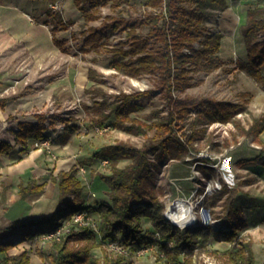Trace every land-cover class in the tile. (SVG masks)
Wrapping results in <instances>:
<instances>
[{
    "label": "rangeland",
    "instance_id": "1",
    "mask_svg": "<svg viewBox=\"0 0 264 264\" xmlns=\"http://www.w3.org/2000/svg\"><path fill=\"white\" fill-rule=\"evenodd\" d=\"M148 1L103 0L91 7L87 0H79L78 4L75 0H0V97L12 99L14 105L18 100L20 103L25 100L21 103L24 109L17 114L33 121L35 113L46 112L44 132L48 145L39 147L32 142L28 150H40L41 154L50 158L53 166L46 173L48 182L53 181V174L60 170L73 166L77 169L76 176L83 186L81 199L84 205L90 207L83 211L94 225L72 228L80 230L84 227L93 232L90 240L70 243L72 248L89 244L91 254L100 260L104 256L116 260L118 255L123 254L132 258L131 264L142 256L144 259L155 257L161 264H170L156 244L133 250L123 243L100 239V216L92 211L97 202H110L109 189L98 174L111 173L114 164L121 167L131 162L128 158L113 162L101 160L93 157L94 151L103 145L118 142L140 148L149 143L153 134V130H148L147 135H136L112 127L114 114L108 119L102 118L121 101L122 93L143 90L153 92L150 96L131 101L130 105L125 104V110L131 108L128 112L130 117L152 123L164 120L168 110L155 86V74L132 76L124 69L123 64L135 58V55L125 56L121 52L130 44L128 29L120 27L94 47L86 45L84 39L89 26H99L109 21L110 17L120 16L134 23L159 10ZM228 1L235 6L242 1L243 10L255 5L254 1L248 0ZM85 11L93 12L95 19L87 21ZM219 13L214 11L206 20V31L220 32L217 25ZM56 14H60L65 24L55 31L62 50L51 38ZM148 29L147 24L136 27L137 33L142 36L147 34ZM238 32L231 36L222 35L216 53L218 66L211 71H190L188 75L192 86L183 92L176 91V94L196 100L211 98L233 103L242 110L227 121L215 120L194 126L192 123L197 115L191 110L177 131L187 142V152L161 161L154 179L159 188L161 215L170 223L173 222L168 217V211L178 212L179 207L175 208V204L183 202L193 205L191 214L196 221L195 225L187 228H226L235 232L236 236L231 240L209 234L187 256L191 264H233L228 260L227 251L234 244L247 245L255 263H264V165L240 163L260 153L264 147V130L259 135L260 144L252 136L241 135L236 126V121H240L247 128L254 119L264 118V83L239 65L240 61L247 60V56ZM261 72L264 75V65ZM66 123L76 126V130L65 133ZM192 134L193 140H188ZM0 136L9 138L3 134ZM149 158L154 159L152 153ZM46 192L50 196V190ZM59 199L57 187L51 199L36 202L35 208L41 213L51 214ZM2 200L0 193V205L4 204ZM72 214L60 226H70ZM141 221L143 233L155 238L157 231L149 218H142ZM67 230L58 238L51 239L59 240ZM23 233L16 235L13 245L25 241L29 264H40L39 252L51 246V239H43L39 234L33 237L26 234L24 237ZM109 243L121 250L112 249Z\"/></svg>",
    "mask_w": 264,
    "mask_h": 264
},
{
    "label": "trees",
    "instance_id": "2",
    "mask_svg": "<svg viewBox=\"0 0 264 264\" xmlns=\"http://www.w3.org/2000/svg\"><path fill=\"white\" fill-rule=\"evenodd\" d=\"M78 4L79 0H75ZM90 6H96L103 0H87ZM258 1V0H257ZM259 0L246 10V20L240 28L241 38L245 45L246 61L239 65L252 77L264 83L261 67L264 65V4ZM151 6L158 7L139 22L130 23L123 17H110L109 21L99 26H89L84 39L86 45L96 46L101 40L113 34L120 27L128 29L129 47L121 50L122 55H135L134 60L123 64L125 71L132 76L155 74V86L160 91L168 112L164 120L147 123L128 115L131 108L125 110V104L150 96L153 90H143L133 93H122L121 101L112 107L103 120L111 114L115 115L112 127L123 129L136 135H147L153 130L149 143L142 147H134L127 143L106 144L94 151L93 157L101 160L116 161L121 158L131 160L125 166L112 165L111 173H99L109 189L110 202H97L92 211L100 216L99 236L108 242H120L133 250L156 244L170 264H191L188 255L197 243L204 241L209 234L228 239L234 238L235 232L230 229L211 230L203 227L180 229L161 215V204L158 196V186L155 185V175L161 161L179 157L186 153L187 142L178 135L181 121L194 110L195 124L209 123L215 120L227 121L242 108L233 103L217 101L211 98L194 99L190 96L181 97L176 91L183 92L191 87L193 82L188 75L190 71H211L218 66L216 53L219 51L222 33L209 32L205 22L214 11H222L227 7V0H149ZM87 21L95 19L93 12H84ZM56 24L52 28V42L61 49V42L56 38L58 26L64 27L60 14L55 15ZM139 24L149 26L146 35L137 33ZM195 43L198 45L195 46ZM63 49V48H62ZM61 49V50H62ZM5 98H0V107H4ZM130 107V106H129ZM34 122H20L13 131V139L23 149L34 142L46 138L45 113L35 114ZM66 121V119H65ZM68 121V120H67ZM102 123V122H101ZM241 135L252 136L255 141L262 143L259 138L264 130V118L254 119L246 128L236 121ZM65 133H72L76 126L67 124ZM194 134L188 140H193ZM13 145L7 140H0V154L8 153ZM153 154L154 159L149 158ZM241 164L264 165V147L260 153L250 159H244ZM77 169L73 166L68 170H60L53 177L57 185L60 199L51 214L38 218L16 219L8 227L0 229L1 234L34 236L45 231L53 230L61 222L76 211L89 210L88 205L81 199L83 186L76 176ZM44 183L38 184L29 179L26 185H20L21 198L43 190ZM149 218L157 231V236L143 233L142 218ZM69 230L59 240L51 239L49 248L42 249L39 254L40 264H131L132 258L118 255L116 260L104 256L102 260L91 254V245L83 244L72 248L70 243L90 240L93 232L82 228ZM23 231V232H22ZM172 242V244H170ZM11 241L0 242V253L11 247ZM228 260L233 264H256L252 251L247 245H233L227 251ZM30 257L26 251L19 254L0 257V264H29ZM264 264V263H263Z\"/></svg>",
    "mask_w": 264,
    "mask_h": 264
},
{
    "label": "crops",
    "instance_id": "3",
    "mask_svg": "<svg viewBox=\"0 0 264 264\" xmlns=\"http://www.w3.org/2000/svg\"><path fill=\"white\" fill-rule=\"evenodd\" d=\"M251 1L257 2V0H248V2ZM243 5L242 1L236 6L228 1L227 7L218 14V31L223 36H231L235 32H238V29L244 24L247 8L243 10L241 8ZM238 35L239 39L243 42L240 32H238ZM243 52L246 54L245 48H243ZM23 102L25 100L21 103ZM13 103L12 99L9 100L7 98L4 107H0V134L9 136V138L5 139L0 136V140H7L14 146L10 152L0 154V193L1 199L4 200V204L0 205V229L8 227L16 219H32L44 215V212L41 213L40 210L35 208V203L42 199H51L57 188V185L53 181L48 182L49 180L46 179V173L50 172L48 168L53 166L50 163V158L41 154L40 150H28L30 145L28 148L23 149L21 145L15 143L13 131L18 128L19 123L24 121L34 122L36 118L33 121L18 115L17 112L24 109V107L21 106L20 100L17 101L16 105ZM38 113L46 114V112ZM29 179L35 180L38 184L44 183L43 190L21 198L19 187L20 185H26ZM47 189L51 192L50 196L46 192ZM16 239V236L13 234L6 236L0 233V242L11 241L12 245H15ZM14 245L0 253V257L19 254L23 250L25 251L24 246H27V243L21 241L18 245ZM141 258L140 260H136L134 264H161L155 257L144 259L142 256Z\"/></svg>",
    "mask_w": 264,
    "mask_h": 264
},
{
    "label": "built area",
    "instance_id": "4",
    "mask_svg": "<svg viewBox=\"0 0 264 264\" xmlns=\"http://www.w3.org/2000/svg\"><path fill=\"white\" fill-rule=\"evenodd\" d=\"M97 129H100V127H97ZM35 146H47L48 145V139L45 140H39V141H34ZM209 187V185H208ZM72 220H71V225H79V226H86V225H94V222H90V218L86 215L84 211H76L72 214ZM169 217V216H168ZM170 219V218H169ZM172 221V220H171ZM173 222V221H172ZM61 225V224H60ZM58 225L56 228L53 230L45 231L43 233H40L38 236H41L43 239H51V238H58L65 229H69L70 226L67 224L66 227H62ZM60 226V227H59ZM183 227V226H181ZM185 227V226H184ZM68 231V230H67ZM19 240V239H18ZM17 240V241H18ZM110 247L115 250H121L120 247L116 246L113 243H109Z\"/></svg>",
    "mask_w": 264,
    "mask_h": 264
},
{
    "label": "bare ground",
    "instance_id": "5",
    "mask_svg": "<svg viewBox=\"0 0 264 264\" xmlns=\"http://www.w3.org/2000/svg\"><path fill=\"white\" fill-rule=\"evenodd\" d=\"M179 207V211L175 212V211H168V216L169 218L173 221V223L178 224L181 226V223L183 224V226H193L196 224L195 218H191L189 219V217H193L191 214V210L193 205L192 204H186L183 202H178L175 204V208Z\"/></svg>",
    "mask_w": 264,
    "mask_h": 264
},
{
    "label": "clouds",
    "instance_id": "6",
    "mask_svg": "<svg viewBox=\"0 0 264 264\" xmlns=\"http://www.w3.org/2000/svg\"><path fill=\"white\" fill-rule=\"evenodd\" d=\"M191 218H194V217H189V219H191ZM181 226H183V224L181 223Z\"/></svg>",
    "mask_w": 264,
    "mask_h": 264
}]
</instances>
